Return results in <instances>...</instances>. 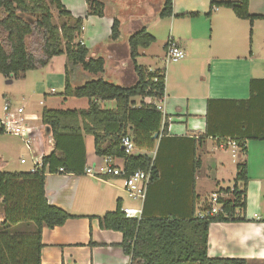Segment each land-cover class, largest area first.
Here are the masks:
<instances>
[{
  "label": "crops",
  "instance_id": "0c3cea01",
  "mask_svg": "<svg viewBox=\"0 0 264 264\" xmlns=\"http://www.w3.org/2000/svg\"><path fill=\"white\" fill-rule=\"evenodd\" d=\"M99 1L103 3L101 17L86 15L85 0H60L73 17L83 19L80 38L88 49L87 58L104 61L99 74L70 67L71 86L99 78L122 87L135 84L128 38L144 28L154 41L139 48L136 63L150 71H164V98L158 104L168 117L167 131L152 151L135 152L151 157L156 169L142 203L129 197L121 178L46 174L48 202L72 217L60 226L43 227L40 263L129 264L130 257L121 247L122 233L102 229L98 217L115 210L117 204L121 208L141 206L146 217L198 215L210 194L221 190L225 198H231L237 163L245 159L247 220L210 223L207 255L264 264V140H246L245 152L233 141L248 128V123L241 122L245 110L239 102L249 99L250 81H257L254 92L259 97L264 87V0H248L249 14L260 17L252 24L226 7H214L210 16H205L212 1L239 0H172V15L168 17L159 15L164 0ZM189 13L198 15L184 16ZM114 19L119 34L111 39ZM169 41L176 42L185 57L165 64ZM155 43H159V52H154L158 49ZM65 66V55H58L43 68L26 71L21 78L1 77V105L4 101L21 103L26 111L35 113H41L44 106L85 109L87 99L61 95ZM134 101L138 105L141 98ZM101 105L113 109L115 102L107 100ZM10 136L0 133V171H12V164H16L11 158ZM84 146L86 167L102 169L104 158L95 154L91 135L84 136ZM114 163L122 165L123 160L115 158ZM25 165L19 162L14 171H29L30 166L27 169ZM237 185L242 188L240 182Z\"/></svg>",
  "mask_w": 264,
  "mask_h": 264
},
{
  "label": "trees",
  "instance_id": "16d2710c",
  "mask_svg": "<svg viewBox=\"0 0 264 264\" xmlns=\"http://www.w3.org/2000/svg\"><path fill=\"white\" fill-rule=\"evenodd\" d=\"M85 3L87 16H103L101 1L85 0ZM247 5L248 0L212 1L205 16L209 17L214 7H226L238 18L252 24L260 17L249 14ZM52 7L58 17L57 23L53 21ZM159 15H172V0H164ZM197 15L189 13L184 16ZM82 29L83 19L73 17L60 0H0V74L21 78L28 70L46 66L52 57L65 55V84L61 95L87 99L85 109L42 108L41 121L49 127L53 144L44 155L39 169L0 171V204L3 206L0 264H41L43 227L60 226L72 217L61 207L48 202L45 177L48 173L85 174V135L93 137L97 156L123 160L125 176L152 165L150 183L156 177L151 157L125 154L120 143L121 136L129 135L137 150L149 152L167 131V115L157 110L154 104L143 101L145 97L157 101L164 98V71H150L136 63L139 48L149 46L154 37L142 28L128 38L130 58L137 76L132 86L122 87L99 78L72 87L68 77L70 67L79 66L92 74H99L104 69L101 58H87L88 49L80 38ZM118 34V21L114 19L110 38L116 39ZM256 82L250 81L249 99L239 102L245 110L241 122L248 123V128L241 135L234 136L233 141L243 152L246 140H264V87L259 97L254 92ZM134 98H141L138 105ZM107 100H114L113 109L102 107L101 103ZM207 136L208 133H205ZM236 168L232 196L220 200L222 211L214 215L205 214V203L201 213L188 218L146 217L142 212L141 219L136 220L125 217L117 204L115 210L98 217L100 227L122 233L121 247L130 257L129 264H247L242 258H211L207 255L210 223L247 220L245 159L239 161ZM238 182L242 184L241 189ZM31 224L33 228L27 231ZM19 225L24 227L23 230H11Z\"/></svg>",
  "mask_w": 264,
  "mask_h": 264
},
{
  "label": "built area",
  "instance_id": "2783aa9c",
  "mask_svg": "<svg viewBox=\"0 0 264 264\" xmlns=\"http://www.w3.org/2000/svg\"><path fill=\"white\" fill-rule=\"evenodd\" d=\"M185 57V52L177 45L176 42L169 41L165 51V64L177 62ZM145 103L154 104L156 109L161 111L162 107L158 101L150 97L144 98ZM0 131L18 138L26 149L27 155L19 159L21 164H29L30 170L39 169L43 162V157L48 153V148L51 139L45 134V126L41 121V113L26 111L21 103L4 101L2 105V114L0 116ZM120 143L125 154H135L136 148L129 135H123L120 138ZM50 147V146H49ZM115 158H104L103 168L92 170L86 167L84 173L92 177H117L123 180L124 188L129 197L142 203L145 199L148 185L152 176V165L146 170H135L129 175H124L123 164L116 165ZM62 169H59L61 171ZM221 199L225 198V193L214 192L209 195L206 200L207 211L206 215H214L222 211ZM122 213L127 218L140 220L142 216V207H123Z\"/></svg>",
  "mask_w": 264,
  "mask_h": 264
},
{
  "label": "rangeland",
  "instance_id": "374dc122",
  "mask_svg": "<svg viewBox=\"0 0 264 264\" xmlns=\"http://www.w3.org/2000/svg\"><path fill=\"white\" fill-rule=\"evenodd\" d=\"M116 1V0H115ZM51 12H52V14H53V21L55 22V23H57L58 22V17H57V14H56V11H55V9L52 7L51 8ZM155 44H158L156 47H158V49H156V51H154V52H159V50H161V48H159V43H155ZM161 62H159V65H161L160 64ZM132 63L130 62V65H131ZM1 77H3L1 74H0V79H1ZM107 77H104V79H106ZM89 80V79H88ZM104 81H106V80H104ZM108 82V81H107ZM1 87H2V84H1V81H0V90H1ZM1 92V91H0ZM1 100H0V106H2L1 105ZM39 107V106H38ZM39 113H40V111H38ZM39 113H37V114H39ZM11 137V143H12V146H13V150H12V152H11V158H12V161L13 162H16V164L15 165H13L12 164V167H11V169H12V171H14L15 170V168H17V165H18V163H19V159L21 158V154H23V156H26L27 155V152H26V149H25V147L23 146V144L21 143V141L18 139V138H16V137H12V136H10ZM45 148L47 149L48 148V151H49V146H45ZM30 165L29 164H27V165H25V167L28 169V167H29ZM27 228V227H26ZM31 228H33V225L31 224V227H28L26 230L27 231H29V229H31Z\"/></svg>",
  "mask_w": 264,
  "mask_h": 264
},
{
  "label": "water",
  "instance_id": "95a60500",
  "mask_svg": "<svg viewBox=\"0 0 264 264\" xmlns=\"http://www.w3.org/2000/svg\"><path fill=\"white\" fill-rule=\"evenodd\" d=\"M45 134H46V136H47L49 139H51V142H50V145H49V146H51V145L53 144V140H52V138H51V136H50V129H49V127H47V126H45ZM154 137H156V135H155Z\"/></svg>",
  "mask_w": 264,
  "mask_h": 264
}]
</instances>
